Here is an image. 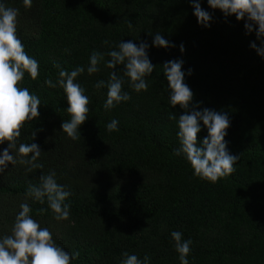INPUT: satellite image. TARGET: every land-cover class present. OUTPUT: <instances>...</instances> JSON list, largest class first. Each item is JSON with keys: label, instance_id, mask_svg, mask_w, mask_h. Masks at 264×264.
Returning a JSON list of instances; mask_svg holds the SVG:
<instances>
[{"label": "trees", "instance_id": "16d2710c", "mask_svg": "<svg viewBox=\"0 0 264 264\" xmlns=\"http://www.w3.org/2000/svg\"><path fill=\"white\" fill-rule=\"evenodd\" d=\"M199 2L212 15L210 27L198 22L190 0H32L30 8L23 0H0L18 10L17 36L39 64L37 79L25 73L19 86L39 97L40 115L24 123L16 144L17 150L21 143L38 144L36 163L43 165L29 171L30 165L9 162L0 173V237L11 234L20 204L27 203L32 218L72 255L71 264H122L125 252L141 261L148 256L149 264H181L172 231L191 239L189 264H264V56L251 47L264 43L244 20ZM156 33L175 46L156 47ZM122 41L149 45L155 68L145 77L146 91L131 87L124 65L107 67L108 53ZM93 52L103 59L89 74ZM174 59L184 61L193 106L230 119L227 150L240 158L235 171L215 183L196 176L183 153L175 154L184 109L171 105L163 68ZM57 64L69 72L85 69L74 82L89 98V113L76 140L61 127L71 115ZM113 71L131 98L105 110ZM101 80L105 85L96 88ZM112 120L118 130L109 132ZM200 123L197 146L208 136ZM7 147V141L0 144V155ZM52 171L70 192L67 220L55 219L46 198L40 203L26 196L29 185L39 186V177Z\"/></svg>", "mask_w": 264, "mask_h": 264}, {"label": "clouds", "instance_id": "9594fccd", "mask_svg": "<svg viewBox=\"0 0 264 264\" xmlns=\"http://www.w3.org/2000/svg\"><path fill=\"white\" fill-rule=\"evenodd\" d=\"M23 2L25 7L32 6V0ZM190 2L194 5V15L198 22L210 27L212 15L201 7L199 0ZM208 4L213 9H220L226 17L235 15L237 20H244L246 30L249 33L255 32L257 39L264 43V0H208ZM17 17V9L0 4V144L8 142V147L0 155V173L7 168L9 162L13 165L17 162L30 165L29 171L32 168H43L42 164L36 163L42 151L38 144L21 143L17 150L16 140L21 135V128L26 121L39 117L38 109L41 104L38 96L30 94L28 88L19 86L25 73H29L33 80L37 79L39 64L26 53L22 41L17 36ZM129 26L131 27V23ZM153 44L164 48L175 46L159 33L155 34ZM251 47L264 56V47H258L255 42ZM148 48L146 42H141L138 46L132 41H122L118 50L108 53L111 59L107 62V67L115 69L117 65H124L123 75L130 79L131 87L136 92L148 89L145 77L151 75L155 68L149 59ZM180 50L181 52L185 50L183 44L180 45ZM102 59L103 54L93 52L87 72L89 74L98 72V64ZM183 64L182 59L170 60L163 64L164 75L171 90L170 103L173 107L179 105L184 109V113L178 118L180 147L175 154L179 156L183 153L196 176L215 183L219 178L232 174L235 171L233 166L240 158L227 150L225 136L230 119L227 113L222 114L208 108L197 110L198 103L193 106L194 93L185 83ZM54 66L59 69L58 83L64 89L70 105L67 111L71 119L64 121L61 127L69 138L76 140L81 135L80 126L86 121L89 113V98L84 94L85 90L74 82L85 69L78 67L69 72L58 64ZM191 74L192 69H188V75ZM123 83V78L113 71L107 81L105 110L115 107L121 101L130 100V95L122 91ZM45 84L56 87L51 79L45 80ZM104 85L105 81L101 80L95 87L101 88ZM170 118L175 120L176 116L170 114ZM201 121L208 129V136L203 139L202 145L197 146ZM106 127L109 132L116 131L118 121L112 120ZM35 136L36 132H33L34 139ZM10 150L15 152V155L10 154ZM30 153L31 158L25 159L24 157ZM39 179V186L29 185L26 196L40 203H44L46 198L49 207L55 213V219L67 220L70 206L65 200L70 196V192L57 183L55 171L43 174ZM20 208L11 234L0 237V264H71L72 255L56 244L49 228H42L32 218L29 204L21 203ZM171 236L175 241V250L179 253L181 264H189L187 256L191 251V239H182V233L179 231H172ZM123 255L125 259L122 264H149L148 256L141 261L135 254L125 252ZM75 256L78 257L79 253H75Z\"/></svg>", "mask_w": 264, "mask_h": 264}]
</instances>
